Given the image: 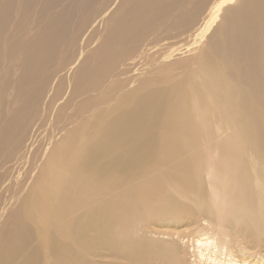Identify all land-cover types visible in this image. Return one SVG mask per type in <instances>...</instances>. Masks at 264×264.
<instances>
[{"label": "bare ground", "instance_id": "6f19581e", "mask_svg": "<svg viewBox=\"0 0 264 264\" xmlns=\"http://www.w3.org/2000/svg\"><path fill=\"white\" fill-rule=\"evenodd\" d=\"M0 264H264V0H0Z\"/></svg>", "mask_w": 264, "mask_h": 264}, {"label": "rangeland", "instance_id": "374dc122", "mask_svg": "<svg viewBox=\"0 0 264 264\" xmlns=\"http://www.w3.org/2000/svg\"><path fill=\"white\" fill-rule=\"evenodd\" d=\"M220 1H223V2H225V1H227V0H220Z\"/></svg>", "mask_w": 264, "mask_h": 264}]
</instances>
